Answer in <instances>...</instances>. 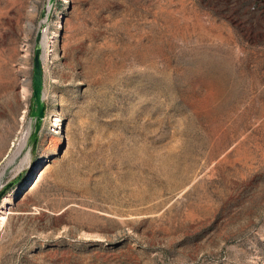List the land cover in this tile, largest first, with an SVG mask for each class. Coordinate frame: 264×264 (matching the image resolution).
<instances>
[{
  "label": "rangeland",
  "instance_id": "1",
  "mask_svg": "<svg viewBox=\"0 0 264 264\" xmlns=\"http://www.w3.org/2000/svg\"><path fill=\"white\" fill-rule=\"evenodd\" d=\"M8 182L0 264H264V0H0Z\"/></svg>",
  "mask_w": 264,
  "mask_h": 264
},
{
  "label": "water",
  "instance_id": "2",
  "mask_svg": "<svg viewBox=\"0 0 264 264\" xmlns=\"http://www.w3.org/2000/svg\"><path fill=\"white\" fill-rule=\"evenodd\" d=\"M54 0H48V4L52 5ZM39 35L36 41L39 42ZM32 106L30 115L34 119L33 128L29 134V140L32 148L36 147L37 135L42 125V120L45 113V103H44V70H43V59H42V48L37 46L34 51L33 57V69H32ZM12 182H8L1 190L0 197L3 193L8 190V187ZM23 193V191L21 192Z\"/></svg>",
  "mask_w": 264,
  "mask_h": 264
},
{
  "label": "bare ground",
  "instance_id": "3",
  "mask_svg": "<svg viewBox=\"0 0 264 264\" xmlns=\"http://www.w3.org/2000/svg\"><path fill=\"white\" fill-rule=\"evenodd\" d=\"M43 40H42V44H43V46L45 45V42H46V37H45V31L43 32ZM29 84H30V80L29 81H27ZM26 140H27V138H25V140H24V142H23V145H25V143H26ZM0 219H4V217H2V215H0Z\"/></svg>",
  "mask_w": 264,
  "mask_h": 264
},
{
  "label": "trees",
  "instance_id": "4",
  "mask_svg": "<svg viewBox=\"0 0 264 264\" xmlns=\"http://www.w3.org/2000/svg\"><path fill=\"white\" fill-rule=\"evenodd\" d=\"M24 173H22L20 176H18L16 179H15V181H14V183H16V182H19L21 179H22V175H23ZM7 192V190L3 193V195L5 194ZM2 195V196H3ZM1 196V197H2ZM1 197H0V199H1Z\"/></svg>",
  "mask_w": 264,
  "mask_h": 264
}]
</instances>
